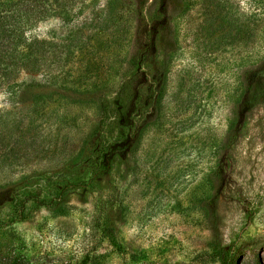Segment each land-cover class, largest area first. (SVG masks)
<instances>
[{
  "label": "rangeland",
  "instance_id": "obj_1",
  "mask_svg": "<svg viewBox=\"0 0 264 264\" xmlns=\"http://www.w3.org/2000/svg\"><path fill=\"white\" fill-rule=\"evenodd\" d=\"M0 1V264H264V0Z\"/></svg>",
  "mask_w": 264,
  "mask_h": 264
},
{
  "label": "trees",
  "instance_id": "obj_2",
  "mask_svg": "<svg viewBox=\"0 0 264 264\" xmlns=\"http://www.w3.org/2000/svg\"><path fill=\"white\" fill-rule=\"evenodd\" d=\"M17 5L16 2L9 3L6 1H0V6H7V10L5 12H1L0 9V40L2 41V44L11 45V48L9 47L10 56H12V62H15V60L19 61V65H15L14 67H19L18 69H22L28 73H35L38 70V64L39 59L37 58L36 51L34 52L33 49L24 50L23 48H20L19 45L22 41H24L23 32L21 28V21L22 19L25 20L28 19V12L31 11V8H26L24 12H20L19 9L16 10L15 6ZM18 14H17V13ZM20 13V14H19ZM4 41V42H3ZM26 41V40H25ZM24 41V42H25ZM33 42V40L31 41ZM35 42V41H34ZM33 43H31L30 46H32ZM9 56V55H8ZM15 64V63H14ZM118 121L121 122L122 128L126 124L123 121L122 117H119ZM111 123V117L109 114L106 113L105 108H100V123L98 131L100 133H104L105 128L110 125ZM126 126V125H125ZM125 128V127H124ZM117 138H115V141L112 145L105 147H100L97 152L100 156H105L107 153H109V157L107 159L108 162L112 160V158L115 156V154L120 150L121 146H124L125 144H128V136H124L125 133L123 129L118 132ZM93 178V177H91Z\"/></svg>",
  "mask_w": 264,
  "mask_h": 264
}]
</instances>
